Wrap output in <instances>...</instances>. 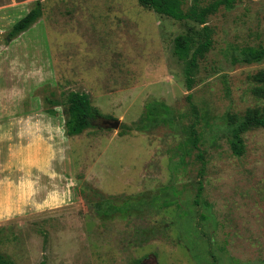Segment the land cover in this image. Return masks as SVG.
Listing matches in <instances>:
<instances>
[{
    "label": "rangeland",
    "instance_id": "obj_1",
    "mask_svg": "<svg viewBox=\"0 0 264 264\" xmlns=\"http://www.w3.org/2000/svg\"><path fill=\"white\" fill-rule=\"evenodd\" d=\"M41 1L39 20L10 38L37 0H0V180L19 155L23 179H35L28 203L0 210V256L16 264H264V128L244 133L240 156L230 144L231 124L264 108L253 78L264 60L240 59L243 48L264 46V0L209 15L212 46L191 88L174 39L203 25L138 0ZM71 91L87 92L100 112L74 136L65 129ZM155 100L173 109L174 124L138 129ZM102 118L121 124L101 128ZM193 124L203 176L199 150L185 144ZM108 202L132 206L105 214Z\"/></svg>",
    "mask_w": 264,
    "mask_h": 264
},
{
    "label": "trees",
    "instance_id": "obj_2",
    "mask_svg": "<svg viewBox=\"0 0 264 264\" xmlns=\"http://www.w3.org/2000/svg\"><path fill=\"white\" fill-rule=\"evenodd\" d=\"M141 5L152 9L155 12L173 17L178 20H192L203 25L199 32L180 33L174 39V51L177 57L185 62V74L189 88L192 86L193 74L197 68L198 58L204 57L212 46L208 17L218 11L221 6L232 8L237 0H213L207 5H200L198 0L184 10L185 0H138ZM42 1L37 0L36 5L22 18L15 22L9 31V37L14 38L20 33L27 31L42 16ZM197 34L200 36L197 38ZM196 48L194 49V46ZM242 61L247 63L259 62L264 60V46H248L242 49ZM255 81L261 85L257 88L264 95V69L253 75ZM67 118L65 129L68 135L74 136L83 133L92 126L94 117L100 115L99 110L92 105L90 96L87 92L71 91L67 97ZM175 114L173 109L162 101H152L146 104L145 111L136 124L138 129H145L159 123L174 124ZM195 125L186 128V145L190 149H198L201 141L200 132ZM254 127L264 128V108H249L239 120L231 124V149L235 155H242L245 152L244 133ZM197 159L200 161L199 175L203 176L207 167V160L203 151H198ZM203 181L199 180V189L196 201H199L203 193ZM97 193V192H96ZM166 197V196H165ZM167 198V197H166ZM158 197H154L150 202L151 206L159 205ZM172 200H165L163 205H170ZM132 205L129 202L116 205L108 202L104 205L103 212L111 214L114 212L129 211ZM100 208V204H96ZM0 264H16L14 261L0 256ZM38 264H49L42 260Z\"/></svg>",
    "mask_w": 264,
    "mask_h": 264
},
{
    "label": "crops",
    "instance_id": "obj_3",
    "mask_svg": "<svg viewBox=\"0 0 264 264\" xmlns=\"http://www.w3.org/2000/svg\"><path fill=\"white\" fill-rule=\"evenodd\" d=\"M23 158L24 157H22V155H19V157L17 156L16 160L18 159V161H15L13 167L11 166L8 168L13 172L11 174L9 173L5 178L0 180V185H5L0 188V210L13 207L17 208L22 206L23 203H28L27 200L23 199V194L24 192L31 191L32 188H34L35 179H33V177L26 180L23 179ZM33 171L34 174L40 172L38 167L33 168ZM46 176L47 178L49 176L51 177V175L48 174Z\"/></svg>",
    "mask_w": 264,
    "mask_h": 264
},
{
    "label": "water",
    "instance_id": "obj_4",
    "mask_svg": "<svg viewBox=\"0 0 264 264\" xmlns=\"http://www.w3.org/2000/svg\"><path fill=\"white\" fill-rule=\"evenodd\" d=\"M120 124H121L120 119L102 118L100 127L101 128H119Z\"/></svg>",
    "mask_w": 264,
    "mask_h": 264
}]
</instances>
